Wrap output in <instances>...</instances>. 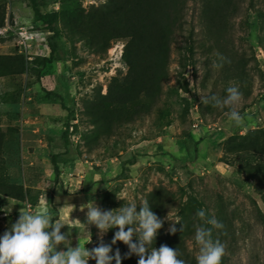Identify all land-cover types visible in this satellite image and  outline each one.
<instances>
[{
  "label": "rangeland",
  "instance_id": "obj_1",
  "mask_svg": "<svg viewBox=\"0 0 264 264\" xmlns=\"http://www.w3.org/2000/svg\"><path fill=\"white\" fill-rule=\"evenodd\" d=\"M42 1L43 11L65 20L85 17L107 2ZM185 1V22L172 46L161 100L108 133L97 129L88 108L99 91L107 94L113 78L127 74V41L96 48L59 23V60L45 68L39 61L50 56L54 33L35 18L27 0H0L5 15L0 28V235L22 207L41 208L53 222L61 216L69 224L60 229L66 240L57 251L79 242L91 251L101 244L111 247L118 228L102 233L89 223V202L101 211L128 203H136L139 211L142 201L160 202L162 228L171 233L172 225L185 226L183 220L194 230L203 224L192 218L190 203L196 198L198 209L223 225L213 228L212 238L225 247L224 264H264V174L248 167L264 166V154L237 151L248 133L264 131V0ZM191 42L193 56L187 51ZM17 57L25 70L13 76ZM230 83L241 92L234 106L242 115L238 125L228 118L227 107L202 103V96L224 97ZM46 90L61 99L47 97ZM196 105L204 122L199 129L192 127ZM55 157L68 177L57 179ZM73 209L77 212L63 216ZM81 216L85 224H78ZM187 246L196 259L194 237ZM109 255L114 257L112 248ZM88 264H97L96 259L90 256Z\"/></svg>",
  "mask_w": 264,
  "mask_h": 264
},
{
  "label": "trees",
  "instance_id": "obj_2",
  "mask_svg": "<svg viewBox=\"0 0 264 264\" xmlns=\"http://www.w3.org/2000/svg\"><path fill=\"white\" fill-rule=\"evenodd\" d=\"M27 2L33 9L35 18L54 33L50 39V56L39 61L45 68L59 60L58 41L55 40L62 33L59 23L63 24L64 28L78 33L96 48L102 46L107 50L112 41H127L124 54V61L129 68L127 74L113 78L107 94L99 91L89 105V115L97 129L113 133L115 126L118 128L136 116H142L141 113L150 112L161 100L162 87L169 79L172 46L185 22L183 16L185 0H107L104 5L93 8L87 16L74 14L69 20L61 19L57 12L43 11L42 0ZM4 25L5 15L1 8L0 28ZM193 34L194 31L191 30L188 36L190 40L193 39ZM193 44L191 42L187 45V51L192 56ZM24 67L23 58L17 57L11 74L13 76L23 74ZM185 88L187 89V85ZM46 95L61 99L51 90H46ZM258 133H262L263 136L260 137ZM64 136L67 138V132ZM2 139L3 136L0 134V148ZM238 147L237 151L240 152L252 150L264 154V131L248 133ZM54 165L56 177L59 179L61 170L57 157ZM248 167L249 170L253 169L252 172L259 171L264 174V166ZM149 205L157 216L163 219L162 212H158L161 203ZM190 205L193 210L191 213L194 215L192 218L198 217L194 211L199 210L200 202L193 198ZM182 223L185 226H179L175 233H165L161 228L150 247L159 248L161 245H167L173 250L178 249L180 254L178 258L183 259L185 264H196V259L187 246V241L194 237L195 230L190 228L186 221L183 220ZM133 242L138 243L137 238H134ZM111 248L114 256L119 249L121 264H138L139 256L135 253L124 258V254L130 252V249L122 241L115 244L111 241ZM113 264H116L115 260ZM221 264H224L222 260Z\"/></svg>",
  "mask_w": 264,
  "mask_h": 264
},
{
  "label": "clouds",
  "instance_id": "obj_3",
  "mask_svg": "<svg viewBox=\"0 0 264 264\" xmlns=\"http://www.w3.org/2000/svg\"><path fill=\"white\" fill-rule=\"evenodd\" d=\"M219 66L213 62V67ZM225 92L224 97L202 96V103H211L218 108L227 107L228 118L238 125L242 121V115L234 106L239 103L241 92L238 86L231 83ZM92 191L94 193L96 189L93 188ZM140 205L139 211L136 203H128L118 210L101 211L93 202H89L86 205L87 221L95 224L102 233L110 228H118L112 243L122 241L128 246L130 252L125 253L124 258L135 253L139 256L138 264H185L183 259L178 258V249L173 250L167 245L150 247L163 227L164 220L157 216L147 201H142ZM196 215L203 221L202 225L196 227L194 234L199 246L196 264H221L225 247L219 240L212 238V231L213 228H222V223L214 216H208L203 208ZM65 224L68 223L62 219L53 222L48 212L41 208L32 212L22 207L16 222L0 235V264H88L90 256L96 259L97 264H110L113 259L116 264H121L119 249L113 257L109 255L111 247L103 244L89 251L79 242L76 247L57 251L56 246L66 240L65 234L60 231ZM176 231L175 225H172L170 232ZM134 235L138 243L133 242Z\"/></svg>",
  "mask_w": 264,
  "mask_h": 264
},
{
  "label": "built area",
  "instance_id": "obj_4",
  "mask_svg": "<svg viewBox=\"0 0 264 264\" xmlns=\"http://www.w3.org/2000/svg\"><path fill=\"white\" fill-rule=\"evenodd\" d=\"M19 34L21 35V33L19 32ZM118 49H119V51H118ZM117 49V53H118V55H119V57H122V54H123V48H118ZM197 107L195 108V117H194V120H193V123H192V127L194 128V129H199V128H201V126L204 124V122H203V120H202V117H201V114H200V112H199V110H198V105H196ZM260 121H264V118H260ZM70 129L71 130H73L74 128H72V127H70ZM85 161L86 162H88L89 160V157L86 155L85 157ZM82 172H78L77 174V176L78 177H80V174H81ZM72 177L74 178V176L72 175Z\"/></svg>",
  "mask_w": 264,
  "mask_h": 264
},
{
  "label": "crops",
  "instance_id": "obj_5",
  "mask_svg": "<svg viewBox=\"0 0 264 264\" xmlns=\"http://www.w3.org/2000/svg\"><path fill=\"white\" fill-rule=\"evenodd\" d=\"M61 174L63 175V176H65V177H68V174L67 173H65V172H61ZM61 176V175H60ZM64 182H65V180H64V178L62 179ZM66 183V182H65ZM60 201H62V198H61V196L60 195H58V193H56V195H55V205H59V203H61ZM75 212H77V210L76 209H73L72 211H69V212H66V213H64L63 214V216L64 217H68L69 215H71V214H73V213H75ZM82 217V219H79V223L78 224H80V223H82V222H84V224H85V221H86V218L85 217H83V216H81ZM59 219H61V216L59 217ZM53 221V220H52ZM55 221V220H54ZM69 222V221H68Z\"/></svg>",
  "mask_w": 264,
  "mask_h": 264
}]
</instances>
